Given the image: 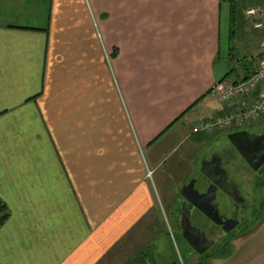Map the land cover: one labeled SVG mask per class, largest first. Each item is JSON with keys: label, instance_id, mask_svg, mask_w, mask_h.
<instances>
[{"label": "crops", "instance_id": "0c3cea01", "mask_svg": "<svg viewBox=\"0 0 264 264\" xmlns=\"http://www.w3.org/2000/svg\"><path fill=\"white\" fill-rule=\"evenodd\" d=\"M237 1L0 0V264L174 260L161 222L228 130L191 128L237 107L215 83L256 68L263 31L246 11L264 18V0ZM232 241L231 264H264V199Z\"/></svg>", "mask_w": 264, "mask_h": 264}, {"label": "flooded vegetation", "instance_id": "af4514ba", "mask_svg": "<svg viewBox=\"0 0 264 264\" xmlns=\"http://www.w3.org/2000/svg\"><path fill=\"white\" fill-rule=\"evenodd\" d=\"M264 134V130L262 132H259L258 134ZM233 150L235 151V154H226L224 157L218 156V154L213 155L210 158V161L213 160L212 164L208 165L206 164L204 169H206V172L208 175L214 180L210 181L203 173L200 172L199 179L195 182V187H199L198 184H203V189H206L207 187L211 186V189L215 191V198L213 199L209 198L208 201L210 204H212V211L217 213L221 219L222 222L227 221L226 228H228L229 225H232L233 220H235V226L231 230H225L224 226L222 224H217L211 219H209L206 215L203 213L195 210L192 206L189 204H186V207L191 210L189 220L191 225L201 229L207 240H213V244L210 248L207 249L206 252L211 250L212 248H215L217 250V246H222L223 240L227 236H232V234H235L236 229L243 225L245 221L249 218L251 215V211L253 209V203L247 199L249 195V190H246L245 187V178H237V174L235 173L234 167L231 165L230 160L231 159H239L243 163H245L246 166L250 169L252 172H257L262 168L260 166L256 171H253L252 168L246 163L245 159L241 156V154L234 148V146L230 143ZM220 168L225 169L227 179L229 182H235L237 185L238 192L234 189L233 185L227 184L224 185L222 181V175ZM249 184V183H248ZM215 185V186H214ZM226 189L225 192L223 189ZM203 189H200L202 191ZM182 197H178L176 201V206L174 208L175 213L178 212V215L175 214L173 216L172 220V226L176 233L181 237V239L185 240L181 236V211H180V203L182 201ZM171 227V226H170ZM187 247L191 249V247L187 244ZM192 250V249H191ZM205 252V253H206Z\"/></svg>", "mask_w": 264, "mask_h": 264}, {"label": "water", "instance_id": "95a60500", "mask_svg": "<svg viewBox=\"0 0 264 264\" xmlns=\"http://www.w3.org/2000/svg\"><path fill=\"white\" fill-rule=\"evenodd\" d=\"M230 143L236 148V150L241 154L245 159L246 163L252 168L253 171H256L264 163V134L250 133L248 131H236L229 134ZM213 160L207 164H212ZM205 167V166H204ZM202 167L200 171L207 177L210 181L214 180L208 175L206 169ZM222 175V181L224 185L230 184L234 186L236 192H238L237 185L235 182H229L227 179L226 171L223 168H220ZM197 180L193 177L187 181L184 185L181 186L179 190V196L182 197L180 203L181 211V236L185 242L198 254H203L210 248L213 244V240H207L204 232L191 225L189 216L191 210L186 207V204L192 206L195 210L203 213L209 219L214 221L217 224H222L225 230H231L235 226V220L231 221L232 225H229L226 228L227 221L222 222L221 217L212 211V204L208 201L209 198H215V191L211 189V186L203 189V184H198L199 187H195V182ZM215 186V185H214ZM200 189H203L200 191ZM225 192V188L223 189ZM178 212L176 215H178Z\"/></svg>", "mask_w": 264, "mask_h": 264}, {"label": "built area", "instance_id": "2783aa9c", "mask_svg": "<svg viewBox=\"0 0 264 264\" xmlns=\"http://www.w3.org/2000/svg\"><path fill=\"white\" fill-rule=\"evenodd\" d=\"M257 20L254 28L264 29V18L256 9L246 11ZM213 95L223 103L238 101L237 107L221 115L199 121L191 128L193 134L213 133L215 130L229 127H242L255 123L264 116V37L260 42V52L254 74L240 82L221 80L212 87Z\"/></svg>", "mask_w": 264, "mask_h": 264}, {"label": "rangeland", "instance_id": "374dc122", "mask_svg": "<svg viewBox=\"0 0 264 264\" xmlns=\"http://www.w3.org/2000/svg\"><path fill=\"white\" fill-rule=\"evenodd\" d=\"M248 1L251 0H238L236 2V6L237 8H243L244 6H246V3ZM236 24L238 22L235 21ZM248 129L249 131H251V133H259L262 130H264V120H262L261 122H257L254 124H251V126H246L243 129ZM222 129H227V128H222ZM236 129V128H229L228 130L222 132V135L220 136H216V138L214 139H209L208 140V144L205 145V147L201 146L200 151H198V153H201L204 158H208V160L211 158V154L214 151H217L222 145H224L225 143L229 142V134H231V130ZM221 130V129H220ZM236 130H241V129H236ZM235 153V152H234ZM204 160L199 159L197 161V167L199 168L200 164L203 162ZM256 174L257 172H252L251 171V182H248L245 184L246 190H249V195L247 197V199H249L252 203H254V205H257L258 203L262 202L264 199V184L260 187V186H256ZM151 174H149L150 176ZM177 195H178V191H177ZM176 206V205H175ZM174 206V208H175ZM159 210L162 213V208L160 205L158 206ZM258 207L255 208V211L253 213H255L256 215H260L259 211L257 210ZM163 215V213L161 214ZM156 224V223H155ZM162 227L170 228V230H172L173 233V240L175 241V243H173V248L170 247V249L166 246V249L168 250L169 254H170V260H171V255H172V249L176 252V254H180L183 256L184 259H188L189 260V264L190 261H194L195 259L198 258V256L196 255V253L194 251H191L188 247L187 244L184 243V241L181 239V237L176 233V231L174 230L173 226H172V221H165V222H161ZM171 226V227H170ZM251 229V215L249 216V218L245 221V223L243 225H241L240 227H238L236 229L235 234H232V236H227L225 237V239L223 240V244L222 246H217V251L215 252V248H212L211 250H209L206 255L204 256L205 259H202L203 263L205 264H231V251L232 249L235 247V245L232 244V240L234 239L235 236H238L240 234H243L244 232L248 231ZM169 231V230H168ZM172 240V242H173ZM171 241V240H170ZM225 241H227V244H225ZM178 249H177V247ZM234 246V247H233ZM140 252V251H139ZM139 252L136 251H132V253L128 254V258H131L132 256H136L137 254H140ZM174 252V253H175ZM215 252V253H213ZM132 254V255H130ZM212 254V255H210ZM208 255H210L208 257ZM200 259V258H199ZM157 264H166L165 262H160Z\"/></svg>", "mask_w": 264, "mask_h": 264}, {"label": "trees", "instance_id": "16d2710c", "mask_svg": "<svg viewBox=\"0 0 264 264\" xmlns=\"http://www.w3.org/2000/svg\"><path fill=\"white\" fill-rule=\"evenodd\" d=\"M230 1L233 2V0H230ZM251 70H253V63L251 65ZM263 184H264V165L262 166V168L260 170L257 171V174H256V186L261 187ZM9 215H10V213H9V209H8L6 203L0 199V227L8 220ZM225 244H227V241H225ZM172 246H173V243H172ZM176 247H177V245H176ZM177 249H178V247H177ZM214 251L216 252L217 250H214ZM215 252H213V253H215ZM139 253L140 254H137L135 257L129 259L124 264H157L154 259H152L150 256L147 255L148 253L143 254L144 251H141ZM206 253H204L203 255H197L198 258L195 259L194 261H190V263L191 264H205V263H203L202 259H205L204 256L206 255ZM210 255H212V254H210ZM210 255H208V257ZM174 256H175L174 260L166 262V264H189V260L187 258L184 259L183 256L181 255V253L178 255L175 252ZM148 258H150L149 261H148Z\"/></svg>", "mask_w": 264, "mask_h": 264}]
</instances>
